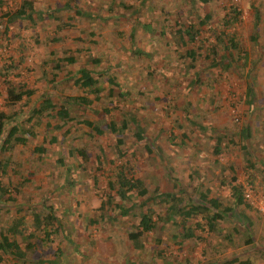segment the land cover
Returning a JSON list of instances; mask_svg holds the SVG:
<instances>
[{
    "label": "rangeland",
    "instance_id": "rangeland-1",
    "mask_svg": "<svg viewBox=\"0 0 264 264\" xmlns=\"http://www.w3.org/2000/svg\"><path fill=\"white\" fill-rule=\"evenodd\" d=\"M3 1L6 10L15 12L24 0ZM28 1L33 4L35 13L46 12L44 19L39 21L35 16V25L28 20H17L8 25V34L0 37V45H7L0 54V68L7 55L11 54L14 64L24 59L21 73L14 74H22L28 88L34 90L29 103L23 101L14 106L20 121L13 124L20 123L28 132L23 136L18 130L13 139L23 136L26 142L18 145L13 141L12 150L3 156L10 158L11 163L6 175H0V184L13 191L16 202L0 207V226L8 227L18 217H24L28 233L33 230L32 213L48 211V207H42L44 201L45 206L53 205L60 227L55 224L58 230L50 237L53 242H46L36 250L45 264H50L48 261L57 264H173L178 259L185 263V256L187 264H208L226 258H237V264H264V212L261 211L264 209V0H213L205 7L198 4L195 9L198 14L207 11L212 14L213 29L201 25L196 18L183 19L187 25L200 24L195 42L188 46H177L170 38L173 23L190 12L188 0H149L146 9L133 15L132 9L117 6L119 0H70V10L63 12H55V9L62 8L67 0ZM135 2L126 0L129 6ZM231 7L241 12L242 18L227 32L238 34L251 62L254 59L257 62L227 76L220 70H209L206 47H211L208 41L213 42L221 32V19ZM3 11L0 9L2 32L7 27ZM77 11L90 14L93 19L81 17ZM139 22L150 26V31ZM132 30H135L133 35ZM254 35L258 43L253 46L250 39ZM55 38L60 40L52 41ZM131 41L145 55L135 56ZM190 50L196 53V59L185 68L181 55ZM90 55L102 61L110 59L113 69L104 79L114 78L119 84L116 92L123 91L127 98L107 99L106 91L91 94L88 89H78L73 86L76 75L70 66L56 78L53 76L52 59L56 58L63 65L70 56H75L83 64ZM107 67L105 63L98 65L96 72ZM67 71L72 74L70 79L66 78ZM20 77L12 76L17 80ZM196 79L199 83L191 85ZM249 80L253 84L251 96ZM2 82L0 76V110H5L6 90ZM100 86L104 90L110 87L105 80L97 84ZM43 93H49L58 107L65 98L76 96L89 97L93 104L88 110L73 108L70 114L73 121H61L59 126L63 129L56 131L58 120L54 113L42 115L39 126L35 125L36 119L27 122L31 108L40 106L39 97ZM96 95H100V100H95ZM249 100H252L251 105ZM187 103H192L188 113L184 111ZM129 111L144 129L147 140L143 143H137ZM185 113L189 118L195 116L210 130H194L184 139L177 124H187ZM85 118L94 123L104 121L102 135L78 123ZM122 119L129 121V128L112 133L107 126L115 123L120 129ZM246 125L252 134L248 153L243 151L239 138ZM30 131L35 136L30 135ZM222 134L233 138L235 143L216 154V138ZM52 137L56 138L55 143L50 142ZM119 140L123 143L119 144ZM80 150H84V155L78 152ZM121 151L124 156L120 158ZM69 165L73 170L67 175ZM120 166H127L128 177L142 180L149 192L142 198L136 197L135 207L126 215H121V208H129L133 202L122 201L117 189L109 186L115 178L111 171ZM233 176L244 187L246 201L252 207V210L236 207V220H251L254 244L245 245L250 234L232 218L223 226L238 232L233 247L219 244L213 248L207 238L199 243L186 241L179 249L178 240H172L175 230L171 223L164 232L156 229L147 234L143 251L135 249L127 239L131 227L137 225L141 217L139 203L149 198L155 187H159L161 193L182 191L183 200H195L200 193L210 190V198L216 197L223 208L232 207L230 180ZM67 180L70 183L65 185ZM16 186L19 194L14 191ZM159 209L162 212L153 219L157 221V228L162 224L159 216L165 213L164 206ZM91 220L96 223L91 224ZM180 230L176 233L182 232ZM197 232L204 237L201 229ZM157 237L161 238V243L157 244ZM34 241L32 238L29 244ZM58 249L60 254L56 257ZM156 251H162L163 257H156ZM0 264L9 263L4 259Z\"/></svg>",
    "mask_w": 264,
    "mask_h": 264
},
{
    "label": "trees",
    "instance_id": "trees-1",
    "mask_svg": "<svg viewBox=\"0 0 264 264\" xmlns=\"http://www.w3.org/2000/svg\"><path fill=\"white\" fill-rule=\"evenodd\" d=\"M136 1L132 6L126 4V0H119L117 6L122 8L123 10H130L132 9L133 14H139L143 9H146L149 6V0H134ZM191 6L190 12L187 15L180 16V19L173 23L171 27V34L170 38L172 42L176 43V45L188 46L189 44L195 42L196 36L199 32L200 24H204L207 26L208 29L212 30V14L207 11V13L201 15L198 14L195 9L198 4L205 7L206 5L210 4L213 0H188ZM137 4V5H135ZM4 1L0 0V9L4 10L3 17L6 19V28L2 32L0 31V37L4 34L7 35L9 32V26L17 20H28L30 23L35 25L34 17L37 16L39 21L44 19L45 13L37 12L33 10V4L28 0H24L19 8V10L15 12H11L10 10H6L3 6ZM70 10V0L65 2V5L62 8H56L55 12H63L64 10ZM257 11V9L255 8ZM48 12V11H47ZM77 14L81 17H88L93 19V16L90 14H85L83 12L77 11ZM51 16V15H50ZM241 12H239L235 7H231L228 14H226L221 19L220 28L222 29L216 37L214 38L213 42L208 41L211 47H206V51L209 52L207 59H210V65L208 66L209 70H220V73H224L227 76L231 75L237 69H246L248 65L256 64L255 59L251 62L250 54L247 50L242 48L240 44V38L238 34L235 32H227L228 29L235 27V25L241 21ZM196 18L200 24L193 25V24H184L185 18ZM258 13H256V22L258 23ZM184 19V20H183ZM140 26H143L146 31H150V26L139 22ZM135 33V30H132V35ZM60 39H53L52 41H59ZM251 44L254 46L258 43L256 36H251L250 39ZM134 50L132 53L135 56L145 55V53L139 49L135 48L134 42L131 41ZM7 45H0V49H6ZM223 52V54H221ZM91 54V53H90ZM149 55V54H148ZM7 59L5 60L4 64L0 68V76H2L6 90V108L5 110H0V175H6L11 159L6 158L4 154L5 152H10L13 148L12 142L14 141L18 145H24L26 140L23 138L24 134L28 132L24 127L20 126V123L13 124V121H20L17 117L16 112L14 111V106L18 103H29L30 99L34 96V90L28 88L27 82L22 77V74H14L15 72L22 71L21 64H23L24 59H21L19 63L14 64L13 58L11 59V54L7 55ZM181 59L183 60V66L185 68H189L191 62H194L196 59V53L193 50L186 52L185 55H181ZM51 63L53 65V76L56 78L59 73L67 69L68 66L72 67L75 70L76 80L73 86L77 87L78 89H88L91 94H95L97 90L100 91V94L103 91L107 92L106 98L107 99H116V97H123L127 98V94L121 90H117L119 88V84L115 82V79L112 77H108L104 79V77L113 69L112 62L110 59H106L104 61L101 58H94L93 55H90L84 63L82 64L75 56H70L67 59V62L63 65L59 60L52 59ZM107 64L108 67L104 69L102 72H96V67L101 64ZM254 66H252L253 68ZM252 68L250 70H252ZM153 72L150 73L152 76ZM160 76L164 77V74L160 73ZM13 75H21L20 79L12 78ZM72 76L70 71H67L66 78L70 79L69 77ZM105 80L109 84L108 90H104V88L97 87L98 83H101ZM199 80L191 81V85L195 83H199ZM50 83H55L54 80H50ZM253 91V84L249 80L248 82V93L251 96ZM41 100L40 106L36 107L33 106L31 109L30 117L27 119V122H32L33 119H36L35 125L39 126L41 123L42 115H51L52 113L55 114V117L58 120V124H56L55 130L60 131L63 127L59 126L61 121L63 122H72L73 118L70 117V114L73 108L80 109V110H88L92 104L93 100L89 97L85 96H76V97H68L62 101L61 106H57L55 102H53L52 97L49 93H43L42 96L39 97ZM95 100H100V95H96ZM27 101V102H26ZM248 103L251 105L252 100H249ZM192 103L184 104V111L188 113L189 107ZM108 112V110H106ZM186 114V113H185ZM129 115L131 116V124L136 128V138L137 143H143L147 140L145 136L144 129L141 124L136 122V117L132 115L131 111H129ZM54 117V116H52ZM191 117V116H190ZM197 118L194 116L189 118L186 114L185 121L187 124L180 125L181 127V135L184 139L189 138V134L192 131L200 130L202 132H208L210 130L209 127L202 125L201 122L196 120ZM80 125H85L92 130H94L98 135H102L103 130L101 128L104 125V121L98 120L97 122H92L88 118L78 122ZM120 129L117 128L116 124L113 123L108 125L107 127L110 129L112 133H119L127 128H129V121L122 119ZM20 132L22 137L13 139V135L17 132ZM69 132H66L68 134ZM30 135L35 136L33 131L29 132ZM65 134V135H66ZM240 143H242V149L246 153H248V142L252 138L251 128L249 126H244L241 130L239 135ZM51 143L56 142V138L52 137L50 140ZM123 141L119 140V144H122ZM226 143V144H225ZM235 141L233 138H229L228 135L222 134L217 136L216 143L214 146V151L216 154H221L225 151V149L229 148V145H233ZM43 149V148H42ZM44 151V149H43ZM82 150L78 151L79 153ZM84 150L81 152L82 155ZM120 158L124 156V152L121 151L119 153ZM250 166L253 167V164L250 160H248ZM58 163L62 164L61 159H58ZM73 170V166L69 165L67 167V175H70L71 171ZM128 167L127 166H120L116 167L115 170L111 171L112 176H114V180H111L109 186L111 189H117V193L122 201L133 202L136 197L142 198L148 195V190L144 186L142 180L139 179H132L128 177ZM264 179V177H263ZM65 183V185H67ZM223 182L222 184H224ZM230 196L232 200V207H222L216 197L210 198V190L206 192L200 193L197 199L188 198L187 200H183L181 195L184 192H168V193H161L159 187H155L152 193H150L149 198L143 200L139 203V207L142 210L140 213L141 217H139V221L137 225L131 227L130 232L127 234V239L133 244L134 248L143 251L145 249V238L147 234H152L156 232L158 229L160 232H164L166 225L169 223L172 224L174 227V234L172 236V240H178L176 246L180 247L183 246L184 242L186 241H193L194 243L205 242L207 238H210L211 245L213 248L219 246L227 247L235 245V237L238 234L235 230H227L223 223L228 222L229 218L237 219L238 215L235 211L236 207L245 206L246 209L252 210L250 204L247 203L246 197L244 195V187L238 183V180L235 176L232 177L230 180ZM65 187V186H64ZM175 187V185H174ZM176 189V188H175ZM14 191L16 194L20 193L19 187H14ZM137 191V192H136ZM16 202L15 196H13V191H10L8 186L0 184V207L10 205L11 203ZM150 203V207L146 208V205ZM42 207H48V211L43 212L40 210L39 212L32 213V224L33 230L27 231L26 222L24 217H18L15 221L8 224L6 226H0V261L4 259L7 260L9 264H45L46 262L39 258L36 250L39 247H42L43 244L46 242H53L50 239L52 235H55L57 227H60V221L55 217V207L53 205H46L45 201L42 203ZM109 205L111 201H109ZM165 207V213L163 216H159V220L162 221L160 228H157L158 224L154 219V215H159L162 210L159 207ZM135 207V203L133 202L129 208H121V215H126L129 213L131 209ZM157 207V208H156ZM105 206H103L104 210ZM44 210V209H43ZM21 211V210H19ZM245 216V215H244ZM247 217V216H245ZM200 219V220H197ZM177 219H180V222L177 223ZM113 221L114 219H109ZM92 223H96V221H90ZM239 224H242L244 230L250 234V237L247 236L245 245L250 246L254 244V240L252 237V222L249 218H247V222L238 221ZM245 225V226H244ZM181 229L179 234L176 233ZM201 229L202 234H198V230ZM237 231V230H236ZM159 232V234H160ZM158 234V233H157ZM33 238L34 243L29 244L30 240ZM39 241V242H38ZM161 238L157 237L156 242L161 243ZM29 244V246L27 245ZM260 250V249H259ZM56 257H59L60 250H57ZM261 251V250H260ZM156 257H163V252L156 251ZM38 257V258H37ZM181 258V255H178ZM177 257V259H178ZM176 259V260H177ZM185 263L181 262V260H177L173 264H187V257H184ZM50 264H57L54 261H48ZM237 258L231 259H216L212 260L208 264H237Z\"/></svg>",
    "mask_w": 264,
    "mask_h": 264
},
{
    "label": "built area",
    "instance_id": "built-area-1",
    "mask_svg": "<svg viewBox=\"0 0 264 264\" xmlns=\"http://www.w3.org/2000/svg\"><path fill=\"white\" fill-rule=\"evenodd\" d=\"M4 52H5V50H1V49H0V54H3ZM245 197H246V196H245ZM263 210H264V209H262L261 211L264 212Z\"/></svg>",
    "mask_w": 264,
    "mask_h": 264
}]
</instances>
